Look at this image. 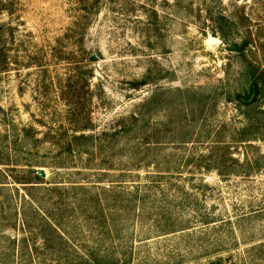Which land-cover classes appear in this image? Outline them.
<instances>
[{
	"label": "rangeland",
	"instance_id": "obj_1",
	"mask_svg": "<svg viewBox=\"0 0 264 264\" xmlns=\"http://www.w3.org/2000/svg\"><path fill=\"white\" fill-rule=\"evenodd\" d=\"M0 264H264V0H0Z\"/></svg>",
	"mask_w": 264,
	"mask_h": 264
},
{
	"label": "water",
	"instance_id": "obj_2",
	"mask_svg": "<svg viewBox=\"0 0 264 264\" xmlns=\"http://www.w3.org/2000/svg\"><path fill=\"white\" fill-rule=\"evenodd\" d=\"M236 48H237V46H233V47H232V49H236Z\"/></svg>",
	"mask_w": 264,
	"mask_h": 264
}]
</instances>
